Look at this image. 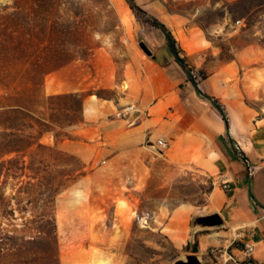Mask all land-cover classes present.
Here are the masks:
<instances>
[{"label": "rangeland", "instance_id": "1", "mask_svg": "<svg viewBox=\"0 0 264 264\" xmlns=\"http://www.w3.org/2000/svg\"><path fill=\"white\" fill-rule=\"evenodd\" d=\"M134 2L132 10L126 0H0V102L14 101L13 83L29 82L36 64L55 68L33 119L0 114V264H174L197 255L192 244L177 249L163 226L181 204H209L217 180L162 169L130 187L100 158L98 122L125 119L116 114L139 44L163 34L150 17L172 33L188 78L231 63L235 78H247V106L264 119V0ZM67 89L76 91L50 92ZM157 159L148 152L145 165ZM211 250L197 255L201 264H242Z\"/></svg>", "mask_w": 264, "mask_h": 264}, {"label": "crops", "instance_id": "2", "mask_svg": "<svg viewBox=\"0 0 264 264\" xmlns=\"http://www.w3.org/2000/svg\"><path fill=\"white\" fill-rule=\"evenodd\" d=\"M153 35L146 45L150 55L142 51L137 73H127L120 105L133 104L135 110L124 120L98 122L100 158L130 187L131 180L162 169L210 174L218 186L209 204L187 203L171 210L164 233L177 249L196 244L197 255L219 249L222 256L242 264H264V119L245 102L247 78H235L233 65L222 63L196 81L197 91L174 61L164 34ZM207 97L223 105L227 125ZM107 110L103 116L111 114ZM158 138L169 148L147 167L145 159L152 150L148 143ZM220 176L228 182L226 189L218 182ZM244 243L253 246L249 258L243 254Z\"/></svg>", "mask_w": 264, "mask_h": 264}, {"label": "trees", "instance_id": "3", "mask_svg": "<svg viewBox=\"0 0 264 264\" xmlns=\"http://www.w3.org/2000/svg\"><path fill=\"white\" fill-rule=\"evenodd\" d=\"M127 4L129 5L130 9L134 10L137 9V6L135 5L134 0H126ZM150 25L155 28L160 30L166 39V44L167 47L169 48V51L174 57V61L187 73V64L185 58L180 57V51L177 48L176 41L173 38L171 32L167 29V27L160 23L156 18L150 17ZM55 68H44L41 64H36L33 67L32 71V79L28 82L24 81V83H19V84H14L13 83V88L12 91L14 93V101L11 104H4L0 102V114L3 113L4 111L7 110V108L11 109L12 112L14 113H21L26 115L28 118L33 119L36 114H35V107L38 106L41 103V99H43V92H42V85H43V80L47 74H49L51 71H53ZM17 73H20V70L17 71ZM189 74V73H188ZM189 81L191 84L194 86V88L198 90L197 88V83L195 80H193L191 77L189 78ZM3 83L0 81V86ZM19 90V91H18ZM24 91L25 95H28V101L27 104L24 102L18 103L17 102V97L19 95H23L20 92ZM67 98L65 95L61 96H51L49 100H63ZM207 99L210 101L211 105L217 110V112L221 115L224 123L227 125V119H226V114L224 111L223 105L220 103L219 100L213 98V97H207ZM14 151V150H13ZM16 151V150H15ZM48 218V219H46ZM43 219H46L48 221H52L53 219L49 218L47 215H43ZM53 225V223H51ZM196 244L193 245V252H196ZM1 254V250H0Z\"/></svg>", "mask_w": 264, "mask_h": 264}, {"label": "built area", "instance_id": "4", "mask_svg": "<svg viewBox=\"0 0 264 264\" xmlns=\"http://www.w3.org/2000/svg\"><path fill=\"white\" fill-rule=\"evenodd\" d=\"M135 108L136 107L133 104L127 105L121 111L117 112L116 116L118 118H126L131 112L135 110ZM148 144L152 145V150L149 151L150 160H155L159 158V156H161L169 148L168 142L163 138L155 139L154 141H151ZM243 161L248 166L247 161L245 159H243ZM218 182L221 184V186H223V188L225 189L227 188L228 182L225 178L220 176L218 179ZM211 252H214V249H212ZM252 253H253V246L249 243H244V246H243L244 256L246 258H249L252 255Z\"/></svg>", "mask_w": 264, "mask_h": 264}, {"label": "water", "instance_id": "5", "mask_svg": "<svg viewBox=\"0 0 264 264\" xmlns=\"http://www.w3.org/2000/svg\"><path fill=\"white\" fill-rule=\"evenodd\" d=\"M139 47L146 55H150V51L148 50L147 46L144 43L141 42L139 44ZM174 264H201V261L197 255L190 254L187 255L184 260L182 259L177 260Z\"/></svg>", "mask_w": 264, "mask_h": 264}]
</instances>
